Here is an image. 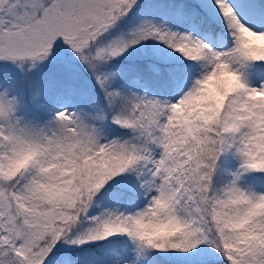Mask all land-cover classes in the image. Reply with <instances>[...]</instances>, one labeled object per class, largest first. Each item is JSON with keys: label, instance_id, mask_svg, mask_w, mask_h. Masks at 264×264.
<instances>
[{"label": "snow or ice", "instance_id": "6c2138e0", "mask_svg": "<svg viewBox=\"0 0 264 264\" xmlns=\"http://www.w3.org/2000/svg\"><path fill=\"white\" fill-rule=\"evenodd\" d=\"M0 264H264V0H0Z\"/></svg>", "mask_w": 264, "mask_h": 264}]
</instances>
